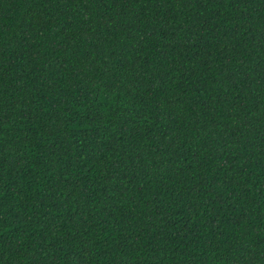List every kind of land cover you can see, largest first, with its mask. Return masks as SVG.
<instances>
[{"label":"trees","instance_id":"1","mask_svg":"<svg viewBox=\"0 0 264 264\" xmlns=\"http://www.w3.org/2000/svg\"><path fill=\"white\" fill-rule=\"evenodd\" d=\"M0 264H264V0H0Z\"/></svg>","mask_w":264,"mask_h":264}]
</instances>
